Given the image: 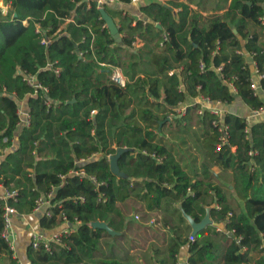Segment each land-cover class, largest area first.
Wrapping results in <instances>:
<instances>
[{
    "label": "trees",
    "instance_id": "obj_1",
    "mask_svg": "<svg viewBox=\"0 0 264 264\" xmlns=\"http://www.w3.org/2000/svg\"><path fill=\"white\" fill-rule=\"evenodd\" d=\"M9 1V13L0 14V88L7 89L0 96V185L19 191L9 201L19 215L32 214L36 201L53 193L40 228L65 226L64 216L74 228L50 251L30 245V264H122L97 258L108 233L91 223L123 232L129 222L120 205L134 197L175 229L173 264L183 248L189 264H264V121L251 126L247 140V119L227 113L229 142L218 150L213 114L199 116L201 104L183 116L174 112L199 97L226 106L239 97L253 111L264 106L251 88L247 57L264 75V0H223L213 10L194 0H148L140 7L144 19L98 0ZM101 8L119 26L121 43L104 27ZM111 67L129 79L125 88L112 82ZM26 75L49 92L34 96ZM26 99L30 124L21 127L19 103ZM168 114L175 117L166 121ZM195 120L200 164L163 139L165 125L189 129ZM120 148L127 149L118 162L126 177L111 170ZM4 208L0 200V262L20 264L2 237ZM207 208L224 229L209 225L192 240L183 212L201 222Z\"/></svg>",
    "mask_w": 264,
    "mask_h": 264
},
{
    "label": "rangeland",
    "instance_id": "obj_2",
    "mask_svg": "<svg viewBox=\"0 0 264 264\" xmlns=\"http://www.w3.org/2000/svg\"><path fill=\"white\" fill-rule=\"evenodd\" d=\"M184 1L188 2L189 0ZM194 3L206 5L208 10L215 9L217 3L220 7L224 6L223 0H207V3L204 0H194ZM22 103H19V111L25 120L26 117L23 114L24 104ZM174 117V115H169L170 119ZM196 124L195 120L189 126V129H185L184 126L179 127L176 123L165 125L163 127L165 133L163 139L166 146L173 145L176 149H180L183 156L186 157L185 160L188 159L190 161L192 159L189 153H191V156L196 155L198 164H200L202 155L196 143L197 139L201 137V133ZM21 127H23V122ZM183 141L185 143H182ZM185 160L182 161L184 166L187 163V160ZM214 170L216 173L220 172V169L215 168ZM120 209L129 222L128 231H124L122 236L114 239L109 234H104L100 242L97 258L114 259L122 264H163L166 260H168V264H173V260L167 255L166 246L170 236L167 234V228L162 220L164 213L161 211L146 212L147 210L143 203L135 197L122 204ZM21 219V216H19L17 219L18 225L13 221L14 239L12 243L14 254L18 258L20 257V260H24L31 241L30 232L32 237L34 228L31 229L32 227L29 224H26L28 226L26 228L25 224L21 223ZM30 224H34V222L31 221ZM0 264H8V262H0Z\"/></svg>",
    "mask_w": 264,
    "mask_h": 264
},
{
    "label": "built area",
    "instance_id": "obj_3",
    "mask_svg": "<svg viewBox=\"0 0 264 264\" xmlns=\"http://www.w3.org/2000/svg\"><path fill=\"white\" fill-rule=\"evenodd\" d=\"M0 14L2 15H7L11 9V3L9 0H0ZM4 1V2H2ZM100 5L104 4V3H114L117 0H98ZM142 0H132V3H139ZM263 24H264V19L262 20ZM27 23V21H25V24ZM106 28H108V25L105 24ZM37 32L40 33L41 29L38 27L37 28ZM164 40L167 41L169 39V34L165 33L164 34ZM50 42V40L46 37H42V44L43 45H48ZM138 45V43H137ZM252 57V56H251ZM256 64V63H255ZM60 69L58 68L56 70V73L59 74L60 73ZM175 73V71L170 72V75H173ZM110 78L112 80V82H114L116 85L125 88L127 86V84L129 83V79L125 76L124 72L122 71L121 68L119 67H111V74H110ZM25 80L27 82V84L30 86V88L33 90V95H37L39 90L43 91L44 94H47L49 92L48 88L43 87L40 82L38 81V79L35 76H30V75H26L25 76ZM264 80V75L261 74L256 66V73L253 74L252 73V78H251V88L252 90L255 92V95L258 96H263L264 97V86L261 84V82ZM234 91H236L233 88ZM7 93V89L6 88H0V96L3 94ZM196 102L193 103L192 105H187V104H182L180 105L178 108H176L174 110L175 114L177 115H185L188 108L190 106H195L196 104H201V108L197 111V114L199 116H204L205 112H210L211 114H213L215 116V119L213 120L212 124L213 127L215 128V130L217 131L218 135H219V140H220V144L218 145V150H220L224 145L228 144L229 142V126L224 122V116L221 110H219L216 107H211L212 103L211 101H209V99H206L204 97H199L198 99H195ZM221 104V103H219ZM256 113L260 114V115H264V106L261 107L259 110L255 111ZM24 114V112H23ZM19 115L21 117V125L23 122V126H29L30 124V117H29V113L25 115V120L22 118V114L19 111ZM250 130L247 129L246 131V139L248 140L250 137L249 134ZM237 147H233V151L236 152ZM255 153L251 152L250 155L253 156ZM73 174H82L84 175V171H73ZM19 196V191L18 190H9L7 188L4 187V193L3 195L0 196V200L3 201L5 203V208H4V214H3V219H4V228H3V232H2V237L4 238V240L9 244L10 248L14 251V246L12 243V240L14 239V230H13V216L18 214V211L15 207H13L9 201L13 200L16 201L17 198ZM53 196V193H50L48 195V199L44 196L43 198H40L36 201V208L34 212H39L41 211L42 208L46 207L47 208V212L46 215L48 217L51 216V213L49 212V209L51 208V198ZM64 220H65V226L63 229H61L60 231H57L56 233H53L51 235H45L41 232H37L34 231L32 233V237H31V246L38 250L41 247H44V249H46L47 251L51 250V244L52 243H60L62 242V239L64 237H67L69 235H71L74 232V228L73 225L71 223H68L66 216H64ZM179 260H178V264H189L188 262V258L187 259H181L180 255L178 256Z\"/></svg>",
    "mask_w": 264,
    "mask_h": 264
},
{
    "label": "crops",
    "instance_id": "obj_4",
    "mask_svg": "<svg viewBox=\"0 0 264 264\" xmlns=\"http://www.w3.org/2000/svg\"><path fill=\"white\" fill-rule=\"evenodd\" d=\"M147 1L148 0H142L139 3H131L129 5H126V4H123L121 2L116 1L114 3H111L110 7H111V9H114V10L124 11V14L125 13H129L132 16H134L136 19H144L145 17L140 12V7H141V5H144ZM163 1L166 2L168 0H163ZM179 1L180 2H185L184 0H179ZM2 2H4V1H2ZM0 3H1V1H0ZM191 7L194 8V9H196V7L193 6V5H191ZM204 15H206V14L204 13ZM121 36L123 37L124 35H121ZM247 57H248V61H249V64H250V68L252 70V73L255 74L256 73V64H255V62L253 60V57H251L250 55H247ZM195 102H196V100H192L191 99L186 104L187 105H192ZM22 104H24L23 105V112L26 115V113L27 114L29 113V107H28V101H27V99L24 100ZM211 107H216L219 110H221L224 117H225V115L227 113L235 114V115H238V116L245 117L247 119V123H248V126H249L248 129L249 130H250L251 126L254 123L264 121V115H260V114L256 113L255 111L251 110L246 104L243 103V101L239 97L230 106H226V105H223V104L215 103V104H212ZM17 148H18V140L17 141L15 140L11 150H15ZM4 153H5V151H4ZM2 159H3V157L0 156V163H1ZM216 169H218V168L216 167ZM231 188L234 189V187H231ZM3 193H4V186L3 185H0V196L3 195ZM46 212H47V208L44 207V208L41 209V211H39V212H33L30 215H19V214H17L15 216H13L14 217L13 221H15L16 225H18V220L17 219H18L19 216H21V218H22L21 219V223L22 224H25V227L26 228L28 227L26 224H29V226L32 227L31 229L34 228L33 229V232L34 231H37V232H41V233H43L45 235H51V234L56 233L57 231H60L61 229L64 228V226L57 227V228L52 229V230H45V229L40 228V225H39L40 219H41V217H43L44 215H46ZM146 212L149 213V211H146ZM31 221L34 222V224H30ZM164 226H166V228H167V234L170 236V238L167 240V246H166L167 247V255H168V246L170 244V240L175 235V229H173L170 225L165 224V223H164ZM221 228L224 229L223 227H221ZM127 229L128 228H126L124 231L127 232L128 231ZM30 238H31V232H30ZM30 244H31V241H30ZM30 244H29V246H30ZM179 255H180L181 259H184V260L189 257L186 248H183L182 251H181V253ZM18 256H20V255H18ZM15 257L18 258L16 255H15ZM18 260H19L20 264H30V262L28 260V257H27V252H26V255H25V259L24 260H22V259L20 260V257L18 258ZM168 263L169 262L167 260V264Z\"/></svg>",
    "mask_w": 264,
    "mask_h": 264
},
{
    "label": "water",
    "instance_id": "obj_5",
    "mask_svg": "<svg viewBox=\"0 0 264 264\" xmlns=\"http://www.w3.org/2000/svg\"><path fill=\"white\" fill-rule=\"evenodd\" d=\"M100 13L102 15V19L108 25V29L110 31V34L113 36V38L118 43H121L123 38L121 36V33L119 32V27L117 26L115 20L107 13V11L104 8L100 9ZM15 17H17V14H15ZM158 27L161 28L160 25H158ZM169 120H171V119L169 118L166 121H169ZM163 123L164 122H162L160 126H162ZM126 151H127L126 148H120V149H118L116 155L110 157L111 170H112L113 174H115L119 177H126L123 173L120 172L119 166H118V162H119L120 157ZM179 207L181 208V205ZM210 210H211V208H207V214L201 222H196L191 216H189L185 212H183L184 217L186 218V220L188 221L189 225L192 228V233H191V239L192 240H195L197 238L198 234L201 231H203L204 229H206L209 225H214V226L219 227V228H221V227L224 228V226L222 224L215 223L212 220V218L210 216ZM91 227H93L94 229L104 230L113 238H116L117 236H121L123 234V232H118V231L113 230L109 226V224H107L106 222H102V221H96V222L91 223Z\"/></svg>",
    "mask_w": 264,
    "mask_h": 264
}]
</instances>
